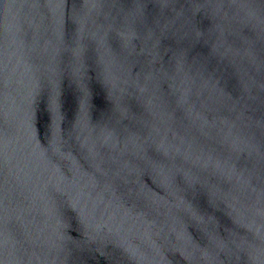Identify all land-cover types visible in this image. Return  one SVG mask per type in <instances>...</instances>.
<instances>
[{
	"label": "water",
	"instance_id": "water-1",
	"mask_svg": "<svg viewBox=\"0 0 264 264\" xmlns=\"http://www.w3.org/2000/svg\"><path fill=\"white\" fill-rule=\"evenodd\" d=\"M0 264H264V0H0Z\"/></svg>",
	"mask_w": 264,
	"mask_h": 264
}]
</instances>
